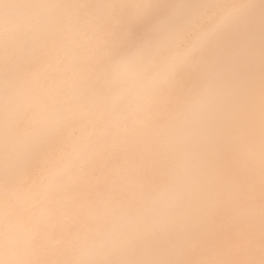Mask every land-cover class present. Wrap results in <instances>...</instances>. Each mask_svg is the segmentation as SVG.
<instances>
[{"label":"snow or ice","instance_id":"obj_1","mask_svg":"<svg viewBox=\"0 0 264 264\" xmlns=\"http://www.w3.org/2000/svg\"><path fill=\"white\" fill-rule=\"evenodd\" d=\"M0 142V264H264V0H0Z\"/></svg>","mask_w":264,"mask_h":264},{"label":"bare ground","instance_id":"obj_2","mask_svg":"<svg viewBox=\"0 0 264 264\" xmlns=\"http://www.w3.org/2000/svg\"><path fill=\"white\" fill-rule=\"evenodd\" d=\"M20 3H31V2H38V0H18ZM96 2H105V0H96ZM187 3H199L201 0H185ZM254 2L258 5L260 0H254ZM0 151H2V142H0ZM59 232V226L53 225L52 228V236L55 238L58 235Z\"/></svg>","mask_w":264,"mask_h":264},{"label":"flooded vegetation","instance_id":"obj_3","mask_svg":"<svg viewBox=\"0 0 264 264\" xmlns=\"http://www.w3.org/2000/svg\"><path fill=\"white\" fill-rule=\"evenodd\" d=\"M59 233V232H58Z\"/></svg>","mask_w":264,"mask_h":264}]
</instances>
